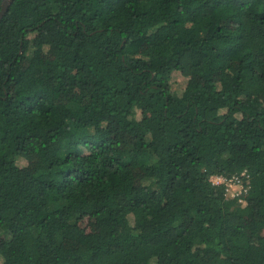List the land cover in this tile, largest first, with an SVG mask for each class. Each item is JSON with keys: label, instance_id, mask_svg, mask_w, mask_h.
I'll return each instance as SVG.
<instances>
[{"label": "trees", "instance_id": "1", "mask_svg": "<svg viewBox=\"0 0 264 264\" xmlns=\"http://www.w3.org/2000/svg\"><path fill=\"white\" fill-rule=\"evenodd\" d=\"M0 264H264V0H12Z\"/></svg>", "mask_w": 264, "mask_h": 264}, {"label": "built area", "instance_id": "2", "mask_svg": "<svg viewBox=\"0 0 264 264\" xmlns=\"http://www.w3.org/2000/svg\"><path fill=\"white\" fill-rule=\"evenodd\" d=\"M210 182L216 186L222 184L225 185L226 191L230 197L238 195L242 190V185L239 180L237 181V179L231 178L230 180H226L224 177L214 176L210 178ZM236 189H238V191H236Z\"/></svg>", "mask_w": 264, "mask_h": 264}, {"label": "water", "instance_id": "3", "mask_svg": "<svg viewBox=\"0 0 264 264\" xmlns=\"http://www.w3.org/2000/svg\"><path fill=\"white\" fill-rule=\"evenodd\" d=\"M12 2V0H9V2H5V0H2V4H1V10H0V19L2 18V16L5 14V12L7 11L8 5Z\"/></svg>", "mask_w": 264, "mask_h": 264}, {"label": "rangeland", "instance_id": "4", "mask_svg": "<svg viewBox=\"0 0 264 264\" xmlns=\"http://www.w3.org/2000/svg\"><path fill=\"white\" fill-rule=\"evenodd\" d=\"M5 2H9V0H5ZM172 81H180V79L178 78V77H175V78H172ZM179 87V85L176 83V85H175V88L174 89H177ZM236 191H238V189H236Z\"/></svg>", "mask_w": 264, "mask_h": 264}]
</instances>
